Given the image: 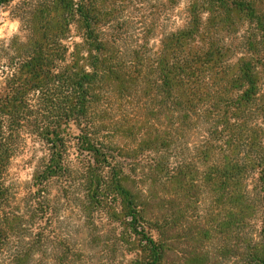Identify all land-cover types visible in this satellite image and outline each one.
I'll return each mask as SVG.
<instances>
[{
  "label": "trees",
  "instance_id": "1",
  "mask_svg": "<svg viewBox=\"0 0 264 264\" xmlns=\"http://www.w3.org/2000/svg\"><path fill=\"white\" fill-rule=\"evenodd\" d=\"M180 1L181 26L164 28ZM14 14L0 198L22 134L44 155L24 207L3 212L20 244L8 264H264V0H21ZM64 204L77 220L62 256Z\"/></svg>",
  "mask_w": 264,
  "mask_h": 264
},
{
  "label": "rangeland",
  "instance_id": "2",
  "mask_svg": "<svg viewBox=\"0 0 264 264\" xmlns=\"http://www.w3.org/2000/svg\"><path fill=\"white\" fill-rule=\"evenodd\" d=\"M20 1L21 0H10V2L0 5V50L4 48L9 43L10 39L14 36H23L19 19L14 14V7L17 6ZM176 5L177 7L175 9V13H173V17H171L172 23L170 22L169 24H164V28H167L169 26H181L182 21L180 16L178 15V12L184 8V3L180 1ZM78 40L79 39L77 38L76 33L72 32V38L70 39V42H77ZM4 60L5 59L0 53V71H6L5 68L1 66L6 64ZM1 78L2 73H0V82H2ZM16 144L17 145L13 156L2 177V191L5 192V194L0 198V228L5 227V224L8 223L3 212H6V210L14 211L17 210V208L24 207V203L22 202V200H24L27 194V189L29 187V183L31 182L35 167L38 164V160L44 155L41 144L36 138H34V136L22 134L20 139L16 140ZM58 207L59 210L57 209L56 214L51 217H53L55 221H59L60 224L56 225L53 223L52 227L54 233L61 236L60 242L63 243V247L58 246L56 250L61 251V254L63 256V252L66 251L64 249L65 242L70 236V231L71 229H73L72 227L76 223L77 216L73 213L72 210L68 209L69 207L65 204L59 205ZM12 208H14V210H12ZM46 216L48 215L46 214L45 217ZM56 217L58 219H56ZM36 222L44 224V219ZM255 224H258L257 221L255 222ZM48 225L49 224H46L44 228L51 230L52 227H48ZM12 228H15L14 222L11 223V230L8 231L9 233L11 232V234L14 233V230H12ZM35 232H37V230H35ZM17 235H24L23 231H19ZM6 236V232L2 231L0 235V264H8L7 254L9 250H14L16 248L15 245H20L14 243L12 240L9 242L7 240L9 236ZM25 241L28 242L27 239H25ZM102 257L104 256L101 255L100 258ZM44 261L45 260H43L39 264H66V261H63V259L59 263L57 261H48L47 263ZM100 262H102V264L105 263L103 261Z\"/></svg>",
  "mask_w": 264,
  "mask_h": 264
}]
</instances>
